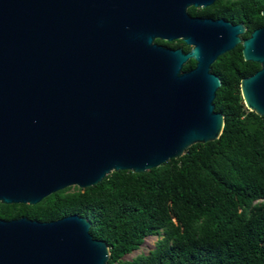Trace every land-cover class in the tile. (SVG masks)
Masks as SVG:
<instances>
[{
    "label": "water",
    "instance_id": "water-1",
    "mask_svg": "<svg viewBox=\"0 0 264 264\" xmlns=\"http://www.w3.org/2000/svg\"><path fill=\"white\" fill-rule=\"evenodd\" d=\"M214 1L0 0V204L35 206L217 140L221 82L211 66L240 44L260 66L241 96L264 117V26L241 40L242 25L186 12ZM90 227L78 215L0 219V264H107L108 245Z\"/></svg>",
    "mask_w": 264,
    "mask_h": 264
},
{
    "label": "trees",
    "instance_id": "trees-1",
    "mask_svg": "<svg viewBox=\"0 0 264 264\" xmlns=\"http://www.w3.org/2000/svg\"><path fill=\"white\" fill-rule=\"evenodd\" d=\"M236 6L250 30L264 24V0ZM194 66L188 60L183 70ZM258 68L243 59L240 45L212 64L221 82L214 110L224 120L217 140L147 172H113L93 187L67 188L35 206L0 204V219L85 217L92 237L108 245L107 264H264V117L245 107L240 92L241 80ZM152 236V250L124 260Z\"/></svg>",
    "mask_w": 264,
    "mask_h": 264
},
{
    "label": "flooded vegetation",
    "instance_id": "flooded-vegetation-1",
    "mask_svg": "<svg viewBox=\"0 0 264 264\" xmlns=\"http://www.w3.org/2000/svg\"><path fill=\"white\" fill-rule=\"evenodd\" d=\"M239 1L240 0H215L211 5H209L207 7L189 6V7H187L186 12L192 18L207 19V20H211V21L221 20L223 22L230 23L233 26L242 25L244 28V32L239 35V38L241 40H245V39L250 37V34L254 30L263 27L264 24L250 30V25L248 24L246 18L243 17L244 15L242 13L241 7L236 6V3H238ZM261 15H262V12H261ZM239 17H240V19H239ZM154 40L155 41L158 40V41L165 42V43H172L173 42L174 44H177L179 46L173 48V47H168L164 44H159V43H157V44L162 45V46H166V47L171 48V49L180 48L184 53H187L191 49L190 46H187L185 43H183V41H182L183 38L173 39L175 41H172V42L165 41L168 39H161V38H156ZM182 44L187 46L188 50H185V48L182 46ZM240 46H241V44H240ZM241 50H242V46H241ZM259 68H260V66H259ZM259 68L256 71H258Z\"/></svg>",
    "mask_w": 264,
    "mask_h": 264
},
{
    "label": "rangeland",
    "instance_id": "rangeland-1",
    "mask_svg": "<svg viewBox=\"0 0 264 264\" xmlns=\"http://www.w3.org/2000/svg\"><path fill=\"white\" fill-rule=\"evenodd\" d=\"M157 237H148L145 239L144 244L136 251L132 252L129 255H126L124 260H131L141 255H146L150 250H152L155 246Z\"/></svg>",
    "mask_w": 264,
    "mask_h": 264
}]
</instances>
